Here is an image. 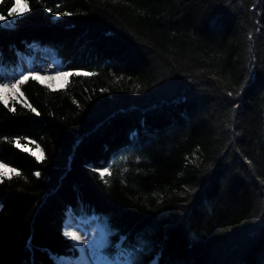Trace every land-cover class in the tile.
<instances>
[{
  "label": "trees",
  "instance_id": "1",
  "mask_svg": "<svg viewBox=\"0 0 264 264\" xmlns=\"http://www.w3.org/2000/svg\"><path fill=\"white\" fill-rule=\"evenodd\" d=\"M27 2L0 83L33 49L74 74L0 101V264L78 257L70 215L105 222L104 264H264V0Z\"/></svg>",
  "mask_w": 264,
  "mask_h": 264
},
{
  "label": "rangeland",
  "instance_id": "2",
  "mask_svg": "<svg viewBox=\"0 0 264 264\" xmlns=\"http://www.w3.org/2000/svg\"><path fill=\"white\" fill-rule=\"evenodd\" d=\"M5 25H9V21L6 19L4 22ZM33 53L31 56L24 57L22 63L25 66V73L23 75H28L31 70L44 69V72L40 71H31L36 74L39 78L41 77L44 81H49L51 84L60 85L64 82L67 77L57 76V73L60 70V61L55 57L54 53L50 50H32ZM49 51V52H48ZM70 72V71H64ZM7 75V81L5 83H12L15 79L7 71L4 72ZM9 95L20 96L19 92H7L5 94V99ZM29 149V148H28ZM30 150V149H29ZM32 152L36 153L38 157L40 155V148H31ZM0 164H3L0 162ZM100 223H105L104 221H95L93 220H78L74 216L70 215L69 220L65 223V231H75L78 235L81 236V241L75 242V245L80 249V254L76 258H71L65 260V264H104L102 258L101 249L106 245L107 236L105 230ZM64 231V232H65ZM103 232V236L102 233ZM86 241H89L86 242Z\"/></svg>",
  "mask_w": 264,
  "mask_h": 264
},
{
  "label": "snow or ice",
  "instance_id": "3",
  "mask_svg": "<svg viewBox=\"0 0 264 264\" xmlns=\"http://www.w3.org/2000/svg\"><path fill=\"white\" fill-rule=\"evenodd\" d=\"M29 4L27 2V0H15L14 6L8 11L7 13V17H5L4 15L0 14V22H4L6 19L8 18H12L11 20H9V25L10 24H14L16 23V19L17 17H21L23 14L27 13L29 11ZM50 10V9H49ZM51 11V10H50ZM60 15L63 16H68L71 15L68 12H63ZM251 39V36L249 37ZM74 73H70V72H64V71H59L57 73V76L60 77H67L70 75H73ZM31 76V79L36 80L38 77L36 74H29ZM29 75H21L18 79H15L14 82L12 83H0V101H3L5 104H7V100L5 99V94L7 92H19L21 86L29 79ZM75 75H79V73H75ZM84 75H90V73H84ZM139 87V86H137ZM229 96L232 95L231 92L228 93ZM11 110H15L14 108ZM33 111H35V109H32ZM34 143V142H32ZM15 146L20 148L22 147L20 144V140L17 139L15 141ZM37 148H39V146L37 145ZM24 151H29V149L27 147H23ZM33 155H36L35 152L32 153ZM44 153L41 150L40 151V155L37 157V159H41L43 158ZM121 159H127V157H122ZM99 173V176L102 180H104V177L110 176L111 175V166L106 167L102 170H97ZM125 171H127V169H125ZM21 173L15 169V168H8L7 165L5 164H0V182L3 181V178L7 177L8 179H11L12 176H20ZM35 176L39 177L40 176V172H36L34 173ZM104 183H108L107 180H104ZM63 235L65 237H67L68 239L72 240V241H81V236L77 234V232L75 231H65L63 233ZM89 243V241H86ZM129 264H134V257L129 254Z\"/></svg>",
  "mask_w": 264,
  "mask_h": 264
},
{
  "label": "bare ground",
  "instance_id": "4",
  "mask_svg": "<svg viewBox=\"0 0 264 264\" xmlns=\"http://www.w3.org/2000/svg\"><path fill=\"white\" fill-rule=\"evenodd\" d=\"M47 50H49V49H47ZM50 51H52V50H50ZM49 52V51H48Z\"/></svg>",
  "mask_w": 264,
  "mask_h": 264
}]
</instances>
